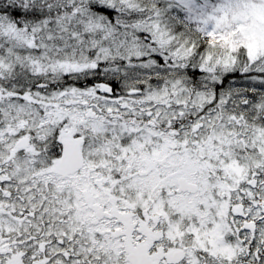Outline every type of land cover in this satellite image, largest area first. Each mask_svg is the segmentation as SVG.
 Wrapping results in <instances>:
<instances>
[{"label": "snow or ice", "instance_id": "obj_1", "mask_svg": "<svg viewBox=\"0 0 264 264\" xmlns=\"http://www.w3.org/2000/svg\"><path fill=\"white\" fill-rule=\"evenodd\" d=\"M0 264H264V0H0Z\"/></svg>", "mask_w": 264, "mask_h": 264}]
</instances>
